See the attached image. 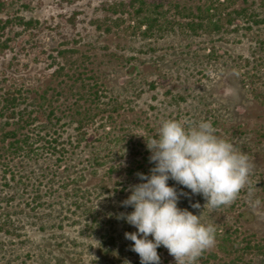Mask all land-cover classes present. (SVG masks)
<instances>
[{
  "label": "rangeland",
  "instance_id": "rangeland-1",
  "mask_svg": "<svg viewBox=\"0 0 264 264\" xmlns=\"http://www.w3.org/2000/svg\"><path fill=\"white\" fill-rule=\"evenodd\" d=\"M132 1L0 0V264H140L125 239L135 228L117 216L153 167L145 137L167 119L210 121L253 165L249 185L218 209L177 185L178 206L217 229L196 264H231L228 236L264 245V0H214L209 11L212 0H143L161 23L152 34ZM13 129L32 142L11 145ZM245 258L264 264L256 250Z\"/></svg>",
  "mask_w": 264,
  "mask_h": 264
},
{
  "label": "clouds",
  "instance_id": "clouds-1",
  "mask_svg": "<svg viewBox=\"0 0 264 264\" xmlns=\"http://www.w3.org/2000/svg\"><path fill=\"white\" fill-rule=\"evenodd\" d=\"M145 139L153 167L147 174L138 173L140 182L130 187V195L122 202L132 211L120 213L117 219L135 228L125 233V239L132 242L140 264H160L161 246L175 264H196L214 247L217 229L202 222V211L178 206L186 193L178 192L177 185L202 196L203 208L218 209L234 202L249 185L253 165L246 153L215 134L210 121L167 119L154 137ZM248 194L253 196L250 187ZM251 204L256 207L260 201ZM201 207L199 201L191 205L192 209Z\"/></svg>",
  "mask_w": 264,
  "mask_h": 264
},
{
  "label": "trees",
  "instance_id": "trees-1",
  "mask_svg": "<svg viewBox=\"0 0 264 264\" xmlns=\"http://www.w3.org/2000/svg\"><path fill=\"white\" fill-rule=\"evenodd\" d=\"M136 1L137 0H133L132 4L134 5ZM227 1L234 2V1H238V0H227ZM244 1H248V0H244ZM140 3H141L140 6L136 9V14H137L138 18L140 16H142L143 13H145L147 11L146 2L141 0ZM214 6H215L214 0H212L208 11L211 10L212 8H214ZM236 12L240 15L244 12H247V9H242L240 11L236 10ZM253 14H254V16L257 15V13H255V12ZM158 19H159L158 16H151V15L145 16V15H143L140 18L141 21H138V23L140 24V26H145V25L147 26L145 33L148 34V33H151V31H153L154 28H156V27H157V29H160L161 23H159ZM201 21L200 22H196V21L190 22L189 26L191 27V29L193 31H197V30L203 28L204 24ZM215 26L217 28H219L218 25H215ZM7 99H9V101H11L12 105L15 104V106H13V111H14L13 113L14 114H20L21 110L17 109V107H19V105H20L19 100H17V98L15 96L13 98H7ZM52 113H53V110H52L51 114ZM90 121H92V118L90 117V115H88V117H86V119H80L79 120V126H78V129L80 130L79 135L80 136L83 135L82 136L83 138L87 133L85 130V126ZM17 132L18 131L13 129V130H10V132H8L5 136L7 138L9 137V138L14 139L16 141L15 143L13 141H11V145H16L17 147H19L18 145H20L21 141H25L26 143L32 142L31 141L33 139L32 135L25 134L23 136V134H20V136H19ZM38 135L41 136L40 141H42V142L44 141L45 143H47L46 144L47 149L51 150L53 155H58L60 157L59 159L67 157V154H66V153H68L67 148L58 138H56V137L47 138V136H45L44 134H42L40 132H38ZM20 148H22V147L20 146ZM240 245H241L240 242H237L236 239H234L232 236H228L223 241L222 247H224L225 250L227 251V253L232 256V263L231 264H238V263H240V261H244V259H246L245 258L246 255L251 253L254 250L259 251V253H261V254L264 253V245H261L259 243H254L251 240H246V244L244 246H240ZM233 255H237V256L233 257ZM215 256H217V255H215Z\"/></svg>",
  "mask_w": 264,
  "mask_h": 264
}]
</instances>
